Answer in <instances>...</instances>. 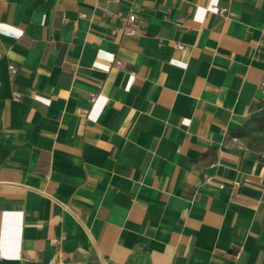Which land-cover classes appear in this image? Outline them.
Wrapping results in <instances>:
<instances>
[{
  "label": "crops",
  "instance_id": "0c3cea01",
  "mask_svg": "<svg viewBox=\"0 0 264 264\" xmlns=\"http://www.w3.org/2000/svg\"><path fill=\"white\" fill-rule=\"evenodd\" d=\"M262 80L264 0H0V264H264Z\"/></svg>",
  "mask_w": 264,
  "mask_h": 264
},
{
  "label": "built area",
  "instance_id": "2783aa9c",
  "mask_svg": "<svg viewBox=\"0 0 264 264\" xmlns=\"http://www.w3.org/2000/svg\"><path fill=\"white\" fill-rule=\"evenodd\" d=\"M116 1V0H114ZM80 17L84 18L85 17V14H80ZM123 32L125 35H128V36H135L138 32V21H137V16L134 12H129L126 16V19H125V26L123 28ZM182 45H177V49H182ZM115 66L117 67H121L122 66V63L121 61H116L115 62ZM17 72V69L14 67V66H9V73L10 75H13ZM132 75H134V73H131ZM257 91L258 93L260 94L261 96V102H262V105H261V109L264 110V80H262L258 86H257ZM21 98V94L18 93V92H13L12 93V99L14 101H19ZM95 100V96H91L90 98V102H94ZM262 158H264V154L261 155Z\"/></svg>",
  "mask_w": 264,
  "mask_h": 264
},
{
  "label": "clouds",
  "instance_id": "9594fccd",
  "mask_svg": "<svg viewBox=\"0 0 264 264\" xmlns=\"http://www.w3.org/2000/svg\"><path fill=\"white\" fill-rule=\"evenodd\" d=\"M211 3L212 4H217L218 0H211ZM212 10L214 11L215 9H212ZM197 19H200V17L198 16ZM109 59H111V57H109Z\"/></svg>",
  "mask_w": 264,
  "mask_h": 264
}]
</instances>
